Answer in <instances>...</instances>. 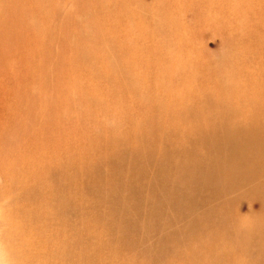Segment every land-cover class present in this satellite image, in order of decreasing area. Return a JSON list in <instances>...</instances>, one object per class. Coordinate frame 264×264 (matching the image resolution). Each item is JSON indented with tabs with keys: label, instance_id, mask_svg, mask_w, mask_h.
I'll use <instances>...</instances> for the list:
<instances>
[{
	"label": "bare ground",
	"instance_id": "1",
	"mask_svg": "<svg viewBox=\"0 0 264 264\" xmlns=\"http://www.w3.org/2000/svg\"><path fill=\"white\" fill-rule=\"evenodd\" d=\"M29 14L27 0H0V41L11 37V42L28 43L30 56L36 57L34 64L46 73L34 77L46 90L38 94L28 93L20 81L4 80L7 74L1 73L6 87L0 110V264L128 263L121 252L124 247L117 245L115 226L98 221L88 211L95 208L93 185L122 175H141L147 184L155 175L176 177L178 189L172 196L164 199L165 184L153 188L151 195L157 204L151 213L169 206L185 220L187 240L179 238L182 229L176 227L170 229L169 241L183 239L190 247H199L203 261L238 263L258 256L254 263L264 264V212L251 216L249 224V215L241 214L238 206L234 213L233 207L223 213L221 221H229L228 252H214L207 246L208 242L220 246L227 231L214 229L194 239L188 234L202 224L212 227L225 204L249 200L264 205V64L250 61L240 68L246 77L237 75L233 83L224 85L228 87L219 84L214 89L204 84L200 88L197 78L186 72L184 93L173 87L172 80L169 87L164 82L163 88L154 89L150 70L142 73L150 82L140 78L144 91L132 80L123 85L112 77V83L106 80L82 97L90 108L101 107L105 120L113 115L117 125L108 127L101 120L67 123L60 117L68 107L58 98L61 90H76L78 73L89 79L95 73L87 63L70 64L49 85L47 71L55 64L54 51L49 53L52 47L44 33H30L35 26ZM0 55L5 56L1 50ZM68 56L83 61L82 54L69 52ZM164 71L168 70H161L155 79H164ZM107 84L111 85L104 88ZM200 150L205 156L194 159L192 155ZM109 164L119 174L105 179ZM211 201L212 206L199 210V205ZM75 210L81 216L77 222L69 216ZM123 227L127 229V223ZM105 232L111 240L104 238Z\"/></svg>",
	"mask_w": 264,
	"mask_h": 264
},
{
	"label": "rangeland",
	"instance_id": "2",
	"mask_svg": "<svg viewBox=\"0 0 264 264\" xmlns=\"http://www.w3.org/2000/svg\"><path fill=\"white\" fill-rule=\"evenodd\" d=\"M27 2L29 16H32L35 26L29 29L30 33H44L45 39L50 41L49 48L52 47L49 53L54 51L55 64L52 71H47L49 85L53 79L56 80V73L59 74L70 64L80 67L87 63L89 70L95 73L93 79H89L83 75L84 72H80L75 75L78 80L76 90L70 93L61 90L58 98L67 102L68 107L61 110L60 117L67 123L79 125L85 120H101L108 127L117 125V119L113 115L105 120L104 110L101 107L90 108L82 97L83 92H94L106 80L112 83V77L121 79L123 85L132 80L135 86H141L143 83L140 78L150 82V77L142 74L143 71L150 70L154 89L163 88L164 82L169 87V81L172 80L173 87L184 93L189 78L185 75L186 72L191 74L190 77L197 78L200 88L203 89L205 85L208 89L209 86L214 89V85L220 84L221 88L227 83H233L237 75L246 77V73L240 68L247 66L250 61L264 64V0ZM4 40L0 41L2 56L5 55L2 58L0 55V110L6 87L1 73L7 74L4 80L8 82L20 81L19 84L25 85L24 88L30 94L46 91L34 78L46 73L34 64L33 59L36 57L30 56L28 43H23L22 40L11 42V37ZM9 42L12 44H8ZM69 52L76 56L82 54L83 61L80 63L69 60ZM101 60L106 66H102ZM166 69L169 72H163L164 79H155L161 70ZM49 85L48 90L51 88ZM110 85L107 84L104 88ZM117 85L112 84L113 87ZM65 86L71 87L72 84L66 83ZM145 88L143 85L140 87L142 91ZM154 94L159 95L158 92ZM204 156L202 150L192 155L194 159ZM116 174H119V170L109 164L103 177L111 179ZM175 179L176 177L164 179L155 175L147 184L142 182L141 175H122L116 181L102 180L93 185L96 190L95 208L90 207L88 211L97 216L98 221L101 219L115 226L120 238L117 245L124 247L121 252L127 258L126 264H217L212 259L203 261L199 247H190L188 241H183L187 240L185 220L175 216L169 206H164L163 211L159 209L151 213L157 207L151 197L152 189H160L165 184L168 189L164 199L172 196L178 189ZM233 194L235 193H230ZM212 204V201L206 202L198 207L201 211ZM237 206L241 214L249 215L246 224L250 223L251 216L259 217L264 212V205L259 201L245 200L236 206L225 204L213 218L212 227L202 224L197 230L188 233L190 238L194 239L214 229L227 231L222 233L221 242L217 241L220 246L215 248L210 246V242L207 246L214 252L231 251V246H227V241L230 240L229 221L222 222L220 217L224 212L230 213L231 207L234 213ZM69 216L73 222L81 219L76 210L75 213L71 211ZM156 222L159 224H155ZM126 223L127 229H124L123 225ZM176 227L182 229L179 238L183 239H179L178 243L176 239L168 240L170 229L174 230ZM103 236L112 239L106 232ZM248 246L250 247L249 243ZM183 253L185 257L182 256ZM248 258L244 257V262L224 260L220 263L257 264L254 261L259 257Z\"/></svg>",
	"mask_w": 264,
	"mask_h": 264
}]
</instances>
